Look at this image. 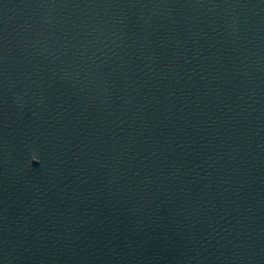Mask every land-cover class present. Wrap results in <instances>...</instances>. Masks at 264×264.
<instances>
[{
    "label": "water",
    "instance_id": "obj_1",
    "mask_svg": "<svg viewBox=\"0 0 264 264\" xmlns=\"http://www.w3.org/2000/svg\"><path fill=\"white\" fill-rule=\"evenodd\" d=\"M0 264H264V0H0Z\"/></svg>",
    "mask_w": 264,
    "mask_h": 264
},
{
    "label": "clouds",
    "instance_id": "obj_2",
    "mask_svg": "<svg viewBox=\"0 0 264 264\" xmlns=\"http://www.w3.org/2000/svg\"><path fill=\"white\" fill-rule=\"evenodd\" d=\"M31 159H32L33 161H34V160L37 161V160H38V157H37L35 154H33L32 157H31Z\"/></svg>",
    "mask_w": 264,
    "mask_h": 264
}]
</instances>
